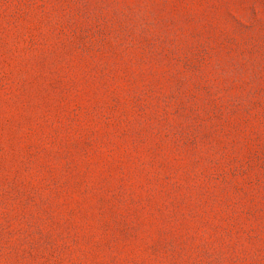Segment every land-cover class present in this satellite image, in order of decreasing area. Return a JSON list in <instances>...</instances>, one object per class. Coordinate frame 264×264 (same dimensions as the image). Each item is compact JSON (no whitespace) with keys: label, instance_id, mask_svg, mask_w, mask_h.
<instances>
[{"label":"rangeland","instance_id":"obj_1","mask_svg":"<svg viewBox=\"0 0 264 264\" xmlns=\"http://www.w3.org/2000/svg\"><path fill=\"white\" fill-rule=\"evenodd\" d=\"M0 264H264V0H0Z\"/></svg>","mask_w":264,"mask_h":264}]
</instances>
